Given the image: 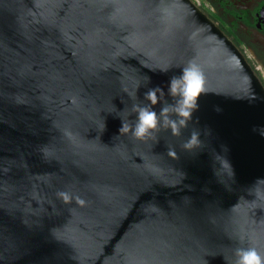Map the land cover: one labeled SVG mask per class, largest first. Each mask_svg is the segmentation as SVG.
Returning <instances> with one entry per match:
<instances>
[{
    "label": "water",
    "instance_id": "1",
    "mask_svg": "<svg viewBox=\"0 0 264 264\" xmlns=\"http://www.w3.org/2000/svg\"><path fill=\"white\" fill-rule=\"evenodd\" d=\"M189 62L207 93L188 129L121 134L149 88L171 102L170 78ZM193 130L202 144L185 151ZM262 130L264 85L193 0H0V264H234L249 246L264 255Z\"/></svg>",
    "mask_w": 264,
    "mask_h": 264
},
{
    "label": "clouds",
    "instance_id": "2",
    "mask_svg": "<svg viewBox=\"0 0 264 264\" xmlns=\"http://www.w3.org/2000/svg\"><path fill=\"white\" fill-rule=\"evenodd\" d=\"M161 11L164 17L171 14L167 6ZM169 69L170 67L161 69V71L167 72ZM150 82V78H147V83ZM206 93L204 71L198 63L189 62L183 67L182 75L170 78L167 96L171 97V102L166 98V93L161 87L149 88L144 95V101L132 106L129 120L122 119L120 132L130 134L139 141L156 138L161 131H170L172 136L180 137L182 132L188 129L193 113L198 110L200 97ZM250 98L255 99V96ZM157 106L160 107L159 112L155 110ZM133 116L135 119H130ZM261 134L264 135V130ZM65 135L71 139L73 134L66 132ZM201 144L199 131L193 130L190 138L183 143L182 147L185 151H193ZM167 154L172 159H179L174 149L169 148ZM215 159L221 168L230 170L232 177L234 176L232 166L225 157L216 155ZM261 185H264V179L257 180L254 186L257 189L254 193L257 198L264 195V190L259 188ZM57 197L65 204H71L73 201V196L68 191H59ZM75 201L81 207L86 205V201L79 196L75 197ZM234 264H264V255L254 246L238 247L235 250Z\"/></svg>",
    "mask_w": 264,
    "mask_h": 264
},
{
    "label": "flooded vegetation",
    "instance_id": "3",
    "mask_svg": "<svg viewBox=\"0 0 264 264\" xmlns=\"http://www.w3.org/2000/svg\"><path fill=\"white\" fill-rule=\"evenodd\" d=\"M242 52L264 85V0H193Z\"/></svg>",
    "mask_w": 264,
    "mask_h": 264
}]
</instances>
